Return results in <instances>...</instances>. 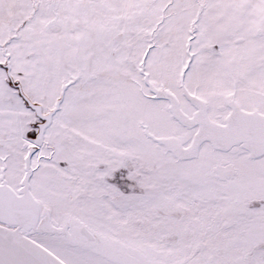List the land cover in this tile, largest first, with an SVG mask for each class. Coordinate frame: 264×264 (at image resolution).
I'll use <instances>...</instances> for the list:
<instances>
[{"label":"snow or ice","instance_id":"snow-or-ice-1","mask_svg":"<svg viewBox=\"0 0 264 264\" xmlns=\"http://www.w3.org/2000/svg\"><path fill=\"white\" fill-rule=\"evenodd\" d=\"M0 264H264V0H0Z\"/></svg>","mask_w":264,"mask_h":264}]
</instances>
